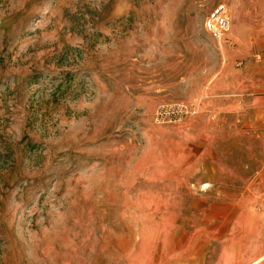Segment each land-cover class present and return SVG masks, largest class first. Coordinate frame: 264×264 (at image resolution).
Returning <instances> with one entry per match:
<instances>
[{"label": "rangeland", "instance_id": "1", "mask_svg": "<svg viewBox=\"0 0 264 264\" xmlns=\"http://www.w3.org/2000/svg\"><path fill=\"white\" fill-rule=\"evenodd\" d=\"M263 63L264 0H0V264H264Z\"/></svg>", "mask_w": 264, "mask_h": 264}, {"label": "built area", "instance_id": "2", "mask_svg": "<svg viewBox=\"0 0 264 264\" xmlns=\"http://www.w3.org/2000/svg\"><path fill=\"white\" fill-rule=\"evenodd\" d=\"M229 15L227 12V9L224 5H219L216 7L206 18L205 20V28L207 31H209L214 38L217 40H220L222 37H224V32H226L228 26H229ZM180 111H183L181 109L176 111H164L161 112V114L165 113H178Z\"/></svg>", "mask_w": 264, "mask_h": 264}, {"label": "crops", "instance_id": "3", "mask_svg": "<svg viewBox=\"0 0 264 264\" xmlns=\"http://www.w3.org/2000/svg\"><path fill=\"white\" fill-rule=\"evenodd\" d=\"M233 16V15H232ZM235 17L233 16L234 27L236 25ZM233 30L231 35H233ZM234 39L238 41V37L233 35ZM240 41V40H239ZM224 75V80L221 84H264V63L257 64L253 70L236 71L231 76Z\"/></svg>", "mask_w": 264, "mask_h": 264}, {"label": "bare ground", "instance_id": "4", "mask_svg": "<svg viewBox=\"0 0 264 264\" xmlns=\"http://www.w3.org/2000/svg\"><path fill=\"white\" fill-rule=\"evenodd\" d=\"M229 24H230V22H229ZM229 27V26H228ZM228 29V28H227Z\"/></svg>", "mask_w": 264, "mask_h": 264}]
</instances>
